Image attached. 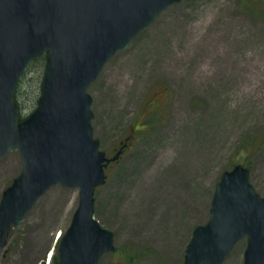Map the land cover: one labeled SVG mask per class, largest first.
<instances>
[{
	"label": "rangeland",
	"instance_id": "obj_1",
	"mask_svg": "<svg viewBox=\"0 0 264 264\" xmlns=\"http://www.w3.org/2000/svg\"><path fill=\"white\" fill-rule=\"evenodd\" d=\"M248 1L169 5L89 85L101 149H124L95 192L96 217L115 246L99 264H127L131 252L130 264H183L221 172L238 162L264 196V14ZM43 57L20 80L15 99L24 114L36 105ZM21 166L18 151L0 159V196ZM78 193L50 186L10 229L0 264H50ZM245 245L244 237L220 264H243Z\"/></svg>",
	"mask_w": 264,
	"mask_h": 264
},
{
	"label": "water",
	"instance_id": "obj_2",
	"mask_svg": "<svg viewBox=\"0 0 264 264\" xmlns=\"http://www.w3.org/2000/svg\"><path fill=\"white\" fill-rule=\"evenodd\" d=\"M182 0H0V159L18 151L21 170L0 196V251L52 185L78 188V203L57 244V264H99L114 233L96 217L95 188L116 161L92 126L89 85L105 64L169 5ZM45 54L34 109L19 118L14 99L26 67ZM246 238L243 264H264V196L242 163L223 170L196 225L183 264H220Z\"/></svg>",
	"mask_w": 264,
	"mask_h": 264
},
{
	"label": "trees",
	"instance_id": "obj_3",
	"mask_svg": "<svg viewBox=\"0 0 264 264\" xmlns=\"http://www.w3.org/2000/svg\"><path fill=\"white\" fill-rule=\"evenodd\" d=\"M258 2H259V0H249L247 3H245V7H247V9H250L251 11H254V12H257V13H260V14H264V8H258L257 7L259 5ZM42 55L45 57V54H41L40 56H42ZM40 56H38V57H40ZM22 76H21V78H22ZM21 78H20V80H21ZM19 83H20V81H19ZM18 87H19V84L17 86L16 92H15V95H14V99L16 98ZM19 108H20L19 117L22 118L25 114L22 112V108L20 106H19ZM250 144H252L251 148H253L254 144L253 143H250ZM133 260H134V256H133L132 252L128 253L126 255V263L130 264ZM50 264H57V257L56 256H53V259L51 260Z\"/></svg>",
	"mask_w": 264,
	"mask_h": 264
},
{
	"label": "flooded vegetation",
	"instance_id": "obj_4",
	"mask_svg": "<svg viewBox=\"0 0 264 264\" xmlns=\"http://www.w3.org/2000/svg\"><path fill=\"white\" fill-rule=\"evenodd\" d=\"M124 150V149H123Z\"/></svg>",
	"mask_w": 264,
	"mask_h": 264
}]
</instances>
